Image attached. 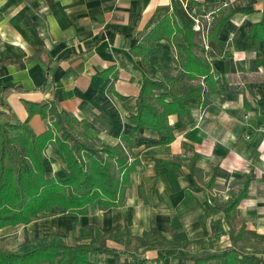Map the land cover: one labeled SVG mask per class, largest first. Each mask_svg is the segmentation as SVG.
Listing matches in <instances>:
<instances>
[{
  "label": "crops",
  "instance_id": "obj_1",
  "mask_svg": "<svg viewBox=\"0 0 264 264\" xmlns=\"http://www.w3.org/2000/svg\"><path fill=\"white\" fill-rule=\"evenodd\" d=\"M181 1L0 0V110L5 102L39 135L54 117L28 116L26 103H53L88 123L89 140L116 145L128 134L142 84L143 63L131 51ZM195 2L191 12L199 18H211L218 8L235 11L218 35L219 54L208 58L216 92L188 100L187 116L168 117L169 144L161 145L163 136L149 128L139 130L131 150L137 163L120 206L91 204L77 215L52 208L29 224L1 228L0 253L93 243L103 250L88 252L90 264H192L202 253L228 249L238 252L232 264H264V64H258L264 49L245 40L262 18L264 0ZM173 40L184 43L180 33ZM153 45L147 65L164 81L176 73L175 50L166 39ZM199 84L205 88L202 79L187 82ZM174 159L179 175L155 168L156 160ZM43 167L46 178L65 175L51 146ZM246 181L244 197L226 218L220 208Z\"/></svg>",
  "mask_w": 264,
  "mask_h": 264
},
{
  "label": "trees",
  "instance_id": "obj_2",
  "mask_svg": "<svg viewBox=\"0 0 264 264\" xmlns=\"http://www.w3.org/2000/svg\"><path fill=\"white\" fill-rule=\"evenodd\" d=\"M186 7L176 2L172 15L164 16L149 30L132 49L143 63L142 84L136 98V112L129 115L127 135L120 137L114 146H104L89 140L84 132L88 123L78 121L65 111H59L53 103L27 104L28 116L39 114L41 118L53 116L54 121L39 135L33 133L28 121L20 122L3 102L0 110V229L7 226L29 224L42 213L60 208L70 214H82L88 205L96 204L106 210L123 203L128 174L137 163L131 154L134 139L141 128H149L163 136L161 145L169 144L174 135L168 117L187 116L191 98L216 92V81L210 71L208 58L219 54L218 35L223 24L235 13L234 10L218 8L211 17L207 29L208 50L199 42L200 33L193 29L194 21L189 15L199 6L195 0H184ZM180 33L184 43L173 40ZM166 39L175 50L174 76L157 80L150 73L147 56L154 52V43ZM245 40L251 44L260 42L264 49V10L261 20L252 25ZM1 62V61H0ZM264 64V57L258 61ZM202 79L205 88L188 87L187 82ZM9 88H3V93ZM51 146L65 165L64 177L46 178L43 167L45 151ZM194 158L190 172L195 176ZM168 167L177 175L180 165L177 159L155 161V168ZM213 179L210 178L208 187ZM244 188L220 209L229 218L246 193ZM158 235V233H153ZM159 241L164 239L158 235ZM235 240V239H234ZM95 244L76 246L45 245L25 254L0 253V264H39L47 260L51 264H90L87 254L102 251ZM238 252L228 249L220 254L202 253L192 258V264H208L215 260L220 264L235 263ZM251 262L249 259L242 258Z\"/></svg>",
  "mask_w": 264,
  "mask_h": 264
},
{
  "label": "built area",
  "instance_id": "obj_3",
  "mask_svg": "<svg viewBox=\"0 0 264 264\" xmlns=\"http://www.w3.org/2000/svg\"><path fill=\"white\" fill-rule=\"evenodd\" d=\"M181 4L183 5V8L186 7V4L183 1H181ZM190 16H191V18L194 21L193 29L200 33V37H201L203 48L205 50H208L207 29H208V26H209V24L211 22V18L209 16H203L201 18L195 17L193 15V12L190 13Z\"/></svg>",
  "mask_w": 264,
  "mask_h": 264
}]
</instances>
